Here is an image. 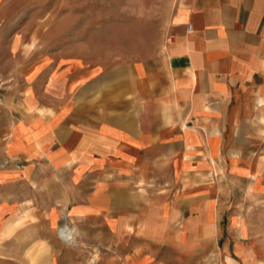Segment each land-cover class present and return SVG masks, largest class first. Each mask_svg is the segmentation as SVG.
<instances>
[{
	"label": "crops",
	"instance_id": "0c3cea01",
	"mask_svg": "<svg viewBox=\"0 0 264 264\" xmlns=\"http://www.w3.org/2000/svg\"><path fill=\"white\" fill-rule=\"evenodd\" d=\"M139 3L133 55L105 0H0L2 260L264 264V0Z\"/></svg>",
	"mask_w": 264,
	"mask_h": 264
},
{
	"label": "rangeland",
	"instance_id": "374dc122",
	"mask_svg": "<svg viewBox=\"0 0 264 264\" xmlns=\"http://www.w3.org/2000/svg\"><path fill=\"white\" fill-rule=\"evenodd\" d=\"M105 3L110 6V11L106 12L104 19L115 21V36H116V51L129 50L133 55L139 52L140 49L150 50L155 46V41L160 35L161 27L156 20H146L143 18V13H140L139 0H105ZM132 8L131 12L128 10ZM140 37H144L148 42L140 44L136 42ZM132 41L131 43H129ZM239 211L254 213V218H248L243 221L244 224L252 227L254 233H258L260 238H264V199H261L258 204H242L239 206ZM57 234L59 236L58 230ZM60 237V236H59ZM63 239V238H62ZM68 242V241H67ZM70 243V242H68ZM10 255L8 253H4ZM2 253L0 252V257ZM97 260H93L91 264H97ZM0 264H12L11 261L1 259Z\"/></svg>",
	"mask_w": 264,
	"mask_h": 264
},
{
	"label": "bare ground",
	"instance_id": "6f19581e",
	"mask_svg": "<svg viewBox=\"0 0 264 264\" xmlns=\"http://www.w3.org/2000/svg\"><path fill=\"white\" fill-rule=\"evenodd\" d=\"M61 228V232H60V236H61V238H63V240H66V241H68V242H72L73 240H72V231H71V229H69L67 226H61L60 227Z\"/></svg>",
	"mask_w": 264,
	"mask_h": 264
},
{
	"label": "built area",
	"instance_id": "2783aa9c",
	"mask_svg": "<svg viewBox=\"0 0 264 264\" xmlns=\"http://www.w3.org/2000/svg\"><path fill=\"white\" fill-rule=\"evenodd\" d=\"M3 23L0 21V41H1V38H2V31H3ZM187 31L190 33L191 32V26H188V29H187ZM168 43H170L171 42V40L170 39H168V41H167ZM60 232H61V228H59L58 229V233H59V236H60ZM61 237V236H60ZM66 241V240H65Z\"/></svg>",
	"mask_w": 264,
	"mask_h": 264
}]
</instances>
